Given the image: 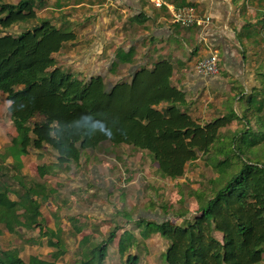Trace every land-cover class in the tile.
Instances as JSON below:
<instances>
[{"label": "trees", "instance_id": "16d2710c", "mask_svg": "<svg viewBox=\"0 0 264 264\" xmlns=\"http://www.w3.org/2000/svg\"><path fill=\"white\" fill-rule=\"evenodd\" d=\"M35 19L37 23L18 34L7 32L15 24ZM76 38L69 23L57 25L39 18L34 0H0V91L11 102L8 109L18 130L7 154L14 159L17 173L12 179L18 187L2 177L0 169V225L10 233L40 227L41 236L56 235L42 231L41 202L33 196L46 199L52 190L44 182L28 185L19 174L21 156L31 148L48 145L57 154L55 163L39 165L42 178L56 168L79 164L87 150L105 142L148 151L161 175L171 179L183 177L189 163L212 151L218 172L213 182L220 187L209 198L197 194L199 213L180 224L169 218L139 217L135 226L140 238L159 233L168 242L162 253L167 264L260 263L264 257V88L240 97L239 102L246 101L241 113L232 102L226 113L202 121L190 113L192 102L173 83L168 61L142 65L111 85L101 74L80 78L65 70L54 54ZM129 56L120 51L116 58L121 62ZM116 68L113 62L110 72ZM235 119L242 128L230 129ZM120 228L115 225L97 245L84 236L80 248L87 249L79 264H106L108 245ZM56 237L57 242H50L57 248L54 259L66 250ZM136 241L133 230L121 233L118 251L126 256L124 264H140L139 256L129 253ZM0 264L57 263L36 255L26 261L18 248H9L0 250Z\"/></svg>", "mask_w": 264, "mask_h": 264}, {"label": "crops", "instance_id": "0c3cea01", "mask_svg": "<svg viewBox=\"0 0 264 264\" xmlns=\"http://www.w3.org/2000/svg\"><path fill=\"white\" fill-rule=\"evenodd\" d=\"M165 1L166 3L161 7L154 6L148 0H52L51 2L57 10L59 25L65 22L89 24L83 37L80 36V40H86L91 47L96 46V49L88 50L84 55H97L104 61L108 58L109 72L113 62H117L114 74L127 72L129 76L133 70L142 65L152 66L159 60H165L172 65L173 83L183 89L187 93L188 100L192 102L193 112L190 110V113L193 116L200 114L197 104L200 108H204V105L207 106V103L212 102L218 109H224L222 114L227 112L232 102L234 109L241 113L246 101L239 102L240 97L247 98L254 90L264 88V0ZM48 2L49 0H38L37 5L45 6ZM190 4L194 5L200 14L211 17L207 25L182 26L172 20V8ZM94 24H98L97 29ZM120 51L129 52V59L118 61L116 55ZM214 52H217L219 57V73L216 75L199 73L195 67L197 61ZM94 59H85L83 65L99 67L101 62ZM211 109L215 108L211 107ZM233 122L236 128L243 127L237 119ZM27 155L21 156L22 168L23 157ZM38 167L39 165L37 171ZM23 179L28 185L38 182L29 183L25 177ZM46 186L48 190H52L46 199H43L40 194L33 196L41 202V212L44 203L50 210H55L53 218L57 225H46L42 220V231L51 230L56 235L41 236L40 227L24 229L28 233L23 236L22 241L32 244L26 245L28 259L36 255L45 260H56L57 264H77L76 262L81 261L86 254L87 247L80 248V242L84 236L90 237L93 245L105 239L100 238L99 242L95 241V236L100 237V232H103L105 225V223L101 225V218L97 217L99 208L96 205L100 203L96 202L92 194H57L55 188ZM98 195L94 196L98 197ZM83 197L94 201L91 202L92 206H89L90 202H81L79 198ZM84 203L87 204L84 205ZM63 214L71 225L65 236L60 217ZM86 214L91 217L89 219L91 229L85 221H82V218L87 220ZM71 218L74 220L72 221ZM80 226H83L82 230L77 231ZM60 228L61 231H59ZM130 229L137 236V241L132 247L136 249L140 246L139 229L133 227ZM154 234L161 236L159 233H153L147 239H143L147 245ZM56 236L62 239L66 250L54 259L53 255L57 248L51 244L58 241ZM72 236L76 238L74 245H70ZM120 236L121 233L117 234L109 243H115L116 246L113 245L112 249L116 251H118ZM167 246L168 242L166 248ZM132 248L129 253L137 254ZM71 256L73 257L70 258ZM125 258L126 256L123 258L120 256V262ZM106 264H109L108 256Z\"/></svg>", "mask_w": 264, "mask_h": 264}, {"label": "rangeland", "instance_id": "374dc122", "mask_svg": "<svg viewBox=\"0 0 264 264\" xmlns=\"http://www.w3.org/2000/svg\"><path fill=\"white\" fill-rule=\"evenodd\" d=\"M6 1L16 3L19 0ZM34 1L39 18L45 16L50 18L53 23L60 24L52 0H49L45 6H38V0ZM35 23H37L36 19L31 22L15 24L7 29V32L18 34ZM69 24L79 38L66 43L59 52L54 54L58 65L80 78L101 74L105 76L108 85L128 76L127 72L110 73L108 58L104 61L103 58L99 59L97 55H84L88 50L96 49V46L91 47L86 40H80V36L83 37L89 24H73L72 22ZM94 25L97 29L98 24ZM88 58H95L94 60L101 62V65L99 67L97 65L92 67L83 65L85 59ZM10 103L7 94L0 91V169L2 177L9 179L17 188L18 184L12 179L13 174L17 173L16 168H14V160L12 156L7 155L12 144V138L18 133L8 109ZM212 103H207V106H203L204 108H200L197 104L200 114L194 115V117L207 121L224 112V109H218ZM211 107L215 109H211ZM190 110L193 112L192 108ZM233 128H236L234 122L230 126V129ZM211 153L189 163L183 177L171 179L161 175L158 163L148 151L134 149L126 144L115 146L110 142H105L96 150H87L79 164L71 163L69 168L64 166L56 168L54 172L42 178L38 174L37 166L52 164L57 161L56 152L50 146L45 145L39 150L31 148L28 155L23 157L24 165L19 174L21 173L29 183L44 182L50 188H55L57 194H92L96 202L100 203L96 205L99 208L97 217L101 218L100 224L105 223L103 232H100V237L95 236V241L99 242L100 238H106L109 231L117 224L121 227L118 230V235L124 229L136 228L134 219L138 217L157 221L169 218L180 224L196 216L200 206L197 194H206V197L209 198L220 187L218 182H213L214 179L218 178V172L214 168L215 161L210 157ZM238 167L235 166L234 169ZM95 194H99L98 197L94 196ZM101 194H105L104 197ZM10 195L17 199L15 194ZM87 197L79 199L81 202H90L88 204L92 206L91 202L94 201H91L90 198L87 199ZM86 204L84 203V205ZM54 211V209L50 210L45 203L42 205V217L46 225H57L53 218ZM60 217L64 226L63 235L65 236L71 225L65 218V214L60 215ZM86 217L87 220L82 218V221H85L91 229V221H89L91 217L89 214H86ZM27 233L28 231L24 229H20V233H10L4 225H0V250L18 248L20 256L28 260L29 253L26 250V245L32 244H26L22 241L23 236ZM216 235L222 238L220 232H217ZM139 240L140 246L136 249L134 247L132 250H136V253L139 254L140 264H166L162 258V253L167 245L164 238L154 234L151 241L148 242L149 245L143 239L139 238ZM75 243L76 238L72 236L70 245ZM113 245L116 246L114 242L109 244L107 253L109 264H124L123 259L121 262L119 260L121 255L118 251L112 249ZM79 262L76 263L79 264ZM258 264H264V257Z\"/></svg>", "mask_w": 264, "mask_h": 264}, {"label": "built area", "instance_id": "2783aa9c", "mask_svg": "<svg viewBox=\"0 0 264 264\" xmlns=\"http://www.w3.org/2000/svg\"><path fill=\"white\" fill-rule=\"evenodd\" d=\"M156 7L163 6L165 0H148ZM172 20L182 26H205L207 25L211 17L208 15L200 14L194 5H183L180 7L171 9ZM196 70L204 75H216L219 73V57L217 52L210 54L209 56L199 59L195 65Z\"/></svg>", "mask_w": 264, "mask_h": 264}]
</instances>
